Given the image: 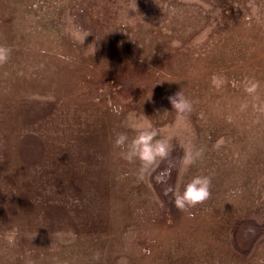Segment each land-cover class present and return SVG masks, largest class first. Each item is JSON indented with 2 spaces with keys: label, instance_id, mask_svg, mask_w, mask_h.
<instances>
[{
  "label": "rangeland",
  "instance_id": "1",
  "mask_svg": "<svg viewBox=\"0 0 264 264\" xmlns=\"http://www.w3.org/2000/svg\"><path fill=\"white\" fill-rule=\"evenodd\" d=\"M0 46V264H264V0H0ZM145 122L171 148L141 175Z\"/></svg>",
  "mask_w": 264,
  "mask_h": 264
},
{
  "label": "clouds",
  "instance_id": "2",
  "mask_svg": "<svg viewBox=\"0 0 264 264\" xmlns=\"http://www.w3.org/2000/svg\"><path fill=\"white\" fill-rule=\"evenodd\" d=\"M205 7H208L205 5ZM175 9H170V13H174ZM67 31L72 35L74 39L80 43H84L85 38L92 34L90 31L82 28L79 24L74 23L72 17L68 18ZM95 41L96 37H95ZM95 49V44L91 43ZM90 45V44H89ZM10 49L0 46V62H4L8 58ZM95 52V51H94ZM166 81V79L164 80ZM256 84L253 83L247 90L252 92L256 88ZM172 110L177 113L178 118H182L184 114L191 111V102L184 96L181 90L177 91L173 95L168 97ZM115 111V109H114ZM138 129L137 135L132 139L128 145L127 158H138L142 162L141 175L148 168L149 165H153L157 162L158 158L163 159L168 156L171 145L168 138L156 140L154 139L158 135L157 129L153 128L150 123L133 125ZM128 137L125 133H119L114 141L116 146L125 145ZM199 152L193 153L190 149L185 150L184 157L182 159V165L186 168L190 165L195 156H198ZM210 180L207 176H193L190 181L184 186L183 191L178 189L173 192L174 205L177 209H185L186 207L195 206L198 203L205 201L209 195ZM171 190V189H169ZM17 230L12 228L5 233L4 239L12 244L15 240ZM64 232H58L57 236H64Z\"/></svg>",
  "mask_w": 264,
  "mask_h": 264
}]
</instances>
